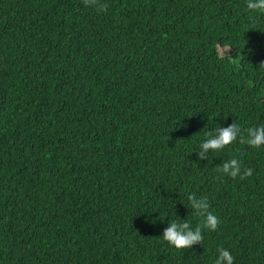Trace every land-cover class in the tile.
<instances>
[{
  "label": "trees",
  "instance_id": "1",
  "mask_svg": "<svg viewBox=\"0 0 264 264\" xmlns=\"http://www.w3.org/2000/svg\"><path fill=\"white\" fill-rule=\"evenodd\" d=\"M0 0V264H264V146L200 160L206 133L264 124V12L246 0ZM236 157L241 180L216 166ZM221 223L203 244L171 220ZM171 198V199H170Z\"/></svg>",
  "mask_w": 264,
  "mask_h": 264
},
{
  "label": "clouds",
  "instance_id": "2",
  "mask_svg": "<svg viewBox=\"0 0 264 264\" xmlns=\"http://www.w3.org/2000/svg\"><path fill=\"white\" fill-rule=\"evenodd\" d=\"M82 3L85 7H94L98 12L108 10V5L103 0H82ZM246 6L253 12H264V0H246ZM260 68H264V62H261ZM206 135L208 138L199 146V149H202L198 152L200 160L207 159L209 151L222 150L237 140L253 148L264 146V124L242 128L234 121L227 127L220 126L214 131L209 130ZM215 170L233 179L239 177L241 180L253 174V169L251 167L242 168V161L236 157L223 161L216 166ZM188 201L193 215L201 218V222L193 228L188 219L171 220L161 235L164 241L177 249H188L197 243L203 244V233L206 230L216 231L221 223L220 218L210 210L211 204L207 196L198 197L195 193H191L188 195ZM217 252L218 256L214 264H234L235 258L228 249L220 247Z\"/></svg>",
  "mask_w": 264,
  "mask_h": 264
}]
</instances>
